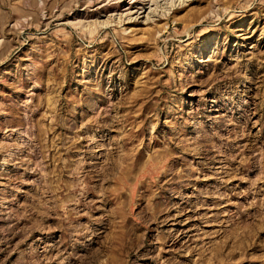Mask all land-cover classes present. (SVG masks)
<instances>
[{"label":"rangeland","instance_id":"rangeland-1","mask_svg":"<svg viewBox=\"0 0 264 264\" xmlns=\"http://www.w3.org/2000/svg\"><path fill=\"white\" fill-rule=\"evenodd\" d=\"M0 264H264V0H0Z\"/></svg>","mask_w":264,"mask_h":264},{"label":"bare ground","instance_id":"bare-ground-1","mask_svg":"<svg viewBox=\"0 0 264 264\" xmlns=\"http://www.w3.org/2000/svg\"><path fill=\"white\" fill-rule=\"evenodd\" d=\"M249 119V118H248ZM245 121V120H244ZM249 124V123H248ZM167 217V216H166ZM166 217H165V219H166ZM164 218V217H163Z\"/></svg>","mask_w":264,"mask_h":264}]
</instances>
